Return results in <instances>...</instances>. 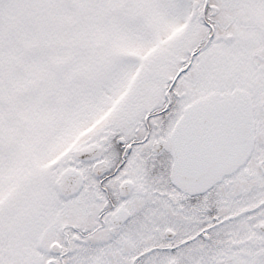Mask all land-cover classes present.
I'll list each match as a JSON object with an SVG mask.
<instances>
[{
  "label": "snow or ice",
  "instance_id": "1",
  "mask_svg": "<svg viewBox=\"0 0 264 264\" xmlns=\"http://www.w3.org/2000/svg\"><path fill=\"white\" fill-rule=\"evenodd\" d=\"M0 264H264V0H0Z\"/></svg>",
  "mask_w": 264,
  "mask_h": 264
}]
</instances>
